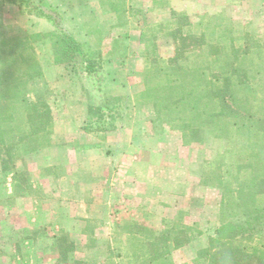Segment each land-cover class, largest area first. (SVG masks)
Here are the masks:
<instances>
[{"label":"rangeland","instance_id":"rangeland-1","mask_svg":"<svg viewBox=\"0 0 264 264\" xmlns=\"http://www.w3.org/2000/svg\"><path fill=\"white\" fill-rule=\"evenodd\" d=\"M132 1L103 0L105 5L111 6L112 9L120 13L128 10ZM0 2L2 1L0 0ZM28 2L29 4H27ZM158 4H164L167 9L171 8L168 14L169 18L158 21L153 19L154 15L150 17ZM39 6L36 0H23L20 9L29 14L28 12L33 7L39 9ZM136 13L140 24L144 27L139 53L145 61V70L141 76L144 91L145 81L155 86L161 80V85L165 86L168 81L174 79L172 72V77L167 78L168 70L166 68L169 67V62L176 49L181 48L180 46L190 49L178 61L183 70L178 73L180 75H177L179 78L176 79L192 86L198 84L202 91H205L204 86L211 79L212 74L220 72V68L225 62L232 63L231 48H242L247 54H240L234 67L239 65L241 69L248 72L246 81L255 90L249 96L253 99L256 96L259 100H250L253 106L250 117L258 124L251 128L250 133L241 134H236L235 129L227 126H224L227 131L221 127H206L203 134L199 135L201 138L199 142L185 144L182 133L172 129L171 126L174 127V125L157 122L154 118L151 124L155 125L157 131L166 135L171 133L174 135L173 139H169L173 143L166 142L164 145L161 167L148 173V178H150V181L147 182L148 190L149 193L152 191L156 197L148 196L146 205L140 203L142 208L140 210L143 212H139V210L137 213L131 210V208L140 207L136 206V200H131L132 202L126 204L122 200V190L114 192L115 201L111 202L110 198L107 200L108 197L103 196L102 193H91L93 190L91 188L96 182H88L83 179L75 184V181L64 180L63 203L70 205L75 199V203H78L79 193L82 191L84 195L87 192L86 196L88 197L84 195L81 199L82 212L77 213L73 210L65 214L69 219L75 218L82 221L81 226L83 227L81 228L78 224L77 228L71 229L72 232H66L60 227L61 220L59 222L55 220L54 223H51L50 229L36 230L33 234L35 239L45 235L51 239V244L40 243L39 239L35 240L31 247L27 246L28 249L24 247L23 259H29L26 260L28 261L26 264H43V261L45 264H144L141 263L146 258L144 254L149 252L151 256H154L157 255V249L161 250L162 247L157 246L158 238L161 235L170 239L177 236L180 242L186 241L181 247L170 249L168 254L170 264H191L197 258L198 252L208 247L209 240L213 238L215 230L221 223L222 200L224 199L228 204L236 203L239 187L248 184L254 174L264 173V0H144ZM2 26L0 21V29ZM178 29L181 31L179 35L186 37L183 42L175 38V32ZM62 32H64L62 27L55 22V29L49 34L59 35ZM3 35L0 33V42L4 38ZM32 35L26 36V38H30ZM119 37H122V32ZM16 38L23 39L25 37H13L14 40ZM96 43L97 41H94L92 48L96 47ZM207 48H218L219 52L209 55ZM51 49L53 52V48ZM88 50L93 52L91 48ZM33 53L38 61L34 48ZM165 71L167 72L165 73ZM44 82H46L45 79ZM46 85L50 91L47 99L52 115L54 112L59 114V110H62V99L57 101L53 92L55 87L50 86L47 82ZM143 93L136 96L135 101L138 106L144 105L142 104L144 102ZM238 94L243 96L242 91H239ZM260 100L263 103H260ZM97 106L99 105L94 107ZM120 110L119 106V112ZM142 115L139 116L137 109L132 110L128 114L129 121L140 124ZM201 120H204V116L201 117ZM89 135L91 137H88L87 146H93L104 140L106 134L93 132ZM219 135L224 136L216 138ZM43 136L40 140L41 145ZM176 141L179 142V153L175 151V147H178ZM180 143L184 147H189L187 148L189 150H182ZM22 149H10L15 158L11 163L13 169L2 171L3 173H14V175L22 172L25 173L26 178L32 180L30 177L32 175L23 172L26 170L23 166V159L26 155L21 156ZM174 154L178 156L176 160L178 171H175ZM1 157L2 159L6 158L4 151L0 153ZM38 175V173L34 174L33 180H39ZM81 176L86 177L85 174H81ZM117 176L120 177L121 174L116 175V178H118ZM80 183L82 187L79 188ZM115 184L119 186L117 182ZM70 186H74V188L70 189ZM204 192L206 197L203 198ZM52 193H54L53 190ZM34 194H38L36 197L39 200L36 205L40 206L44 199L41 200L37 187L34 189ZM258 199L259 207L257 208L264 214V198ZM247 200H249L248 197ZM155 201L157 202L155 203ZM238 203L240 202L238 201ZM52 205H56L55 198H52ZM69 205H67L68 208ZM225 212V220H244L242 211L233 205H229ZM179 232L182 233L177 235ZM70 233L78 238L77 245L70 238ZM262 234L264 231L261 234H253V243L264 242ZM25 237L21 232L16 231L12 237V240H15L14 243L10 246L1 245V249L3 248L0 249L1 252L10 251V248L14 252V249L16 250L20 246L18 244L23 243ZM63 238L66 239V244L62 243ZM148 239L151 241L147 242ZM71 244H73L72 247ZM62 245L67 248L65 262H62L60 255ZM32 249L39 253L38 257L33 260L31 254L25 255ZM48 253L50 255L47 260V256L43 254ZM15 261L19 263V259Z\"/></svg>","mask_w":264,"mask_h":264},{"label":"crops","instance_id":"crops-1","mask_svg":"<svg viewBox=\"0 0 264 264\" xmlns=\"http://www.w3.org/2000/svg\"><path fill=\"white\" fill-rule=\"evenodd\" d=\"M36 1L43 15L27 14L16 4L0 2V21L3 25L0 33L7 39L32 34L42 36L33 48L44 79L55 87L53 92L57 101L62 99V110H59V114L53 113L52 128L44 134L41 148L23 159L26 169H22L23 172L32 176L38 173L39 180H33L30 176L32 180L19 189L14 173H3L0 167V249L14 243L12 237L16 231L26 236L14 252L12 248L5 253L1 252L3 248L0 250V264H26L29 259H23V249L34 245L35 240L51 244L49 237L40 235L35 239L33 234L40 228L50 229L55 220H61L60 227L66 232H72L71 229L77 228L78 224L83 227L82 221L69 219L65 214L73 210L82 212L81 199L87 192L84 195L82 191L79 193L78 203H75L76 199L70 205L63 203L64 180L75 181V184L83 179L96 182L91 193H102L111 202L115 201L114 192L122 190V200L126 204L136 200V206L140 208L131 210L138 213L142 209L140 203L146 205L148 196L156 197L152 191L149 193L148 173L161 167L164 145L166 142L173 143L169 139H173L174 134L159 132L151 124L155 118L153 108L148 105L138 106L135 101L136 96L144 92L141 76L145 70V61L139 54L144 27L136 13L144 0H133L131 7L128 6V10L123 13L105 5L103 0ZM170 9L164 4H158L150 17L154 15L153 19L162 21L170 17ZM54 21L76 44L85 47L87 51L91 48L93 52L97 50L100 53L102 61L97 72L88 74L86 63L79 54L68 64L54 63L52 42L49 37H45L54 31ZM121 32L122 37H119ZM94 41H97V48H92ZM109 97L118 99L121 117L114 130L105 133L104 140L87 146L91 135L85 133L83 127L89 120L88 107H102ZM136 109L139 116L143 114L140 124L129 121L128 114ZM176 144L178 147H175V151L179 153V142L176 141ZM180 147L184 151L189 150L183 144ZM174 158L175 171H178V156L174 154ZM171 161L173 163V155ZM119 174L121 176L116 178ZM36 187L41 200L44 199L40 206L36 205L39 200L36 197L38 194H34ZM78 187H82V184ZM72 188L74 186H70ZM202 197H206L205 192ZM52 198H55L56 205H52ZM69 235L77 245L78 238L72 233ZM28 254H31L33 260L39 253L32 249L25 255ZM43 255L48 260L50 254ZM16 259H19V263Z\"/></svg>","mask_w":264,"mask_h":264},{"label":"trees","instance_id":"trees-1","mask_svg":"<svg viewBox=\"0 0 264 264\" xmlns=\"http://www.w3.org/2000/svg\"><path fill=\"white\" fill-rule=\"evenodd\" d=\"M1 1L16 4L20 8L23 0ZM32 10L28 13L43 15L41 10L35 7ZM180 32V29L175 32V38L183 42L186 37L180 36ZM50 36L56 64H68L76 54H79L86 63L88 74L100 69L102 58L98 51L85 50L64 32L59 35L48 34L45 37ZM2 39L0 42V153L4 151L6 158L1 157L0 161L2 170L11 171L13 169L11 163L15 158L10 149L23 148L21 156L38 151L42 146L41 137L52 128L53 115L47 99L50 95L49 87L44 82L42 68L33 53L32 44L41 40L42 36L33 34L30 38ZM180 47L176 49L169 67L166 68L167 78L172 77V72L174 79L168 81L165 86L161 85V80L155 86L145 81L142 104L152 106L157 122L174 125L171 126L172 129L182 133L185 144L199 142L201 139L199 135L203 134L206 127L224 129V126H227L235 129L236 134L250 133L251 128L258 124L256 120H251L250 113L253 106L250 100L258 99L256 96L254 99L249 96L255 90L246 81L247 70L241 69L239 65L234 67L239 55L247 54L244 53V49L231 48L232 63L225 62L220 72L212 74L213 76L204 86L205 91H202L198 84L192 86L176 79L179 78L178 73L183 70L178 61L190 49L184 48L185 46ZM207 49L209 55L219 52L218 48ZM239 91H242L243 96H239ZM260 103L263 101L260 100ZM88 116L89 120L83 127L85 133L105 134L114 130L120 117L118 99L106 98L103 107L89 106ZM225 130L227 131V128ZM222 136L224 135L216 138ZM13 177L18 181L19 187H16L19 189L21 185L28 184L29 178L25 177V173H16ZM237 195L240 203L237 201L228 204L227 201L222 200L221 223L215 230L213 238L209 240L208 247L199 251L197 258L191 264H264V242L253 243V234H261L264 231V214L257 208L258 198H264V173L254 174L248 184L239 187ZM229 205L242 211L243 221L225 220V210ZM261 236L264 237V234ZM185 242H180L177 236L170 239L161 235L157 244L162 247L161 250L157 249V255L154 256L149 252L144 254L146 258L142 259L141 263L170 264L168 262L170 249H177ZM62 243L66 244L65 238ZM66 251L67 248L62 245V251L60 250L62 262L66 261Z\"/></svg>","mask_w":264,"mask_h":264}]
</instances>
